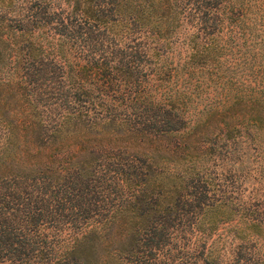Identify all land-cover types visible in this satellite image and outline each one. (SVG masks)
Wrapping results in <instances>:
<instances>
[{"label":"trees","instance_id":"trees-1","mask_svg":"<svg viewBox=\"0 0 264 264\" xmlns=\"http://www.w3.org/2000/svg\"><path fill=\"white\" fill-rule=\"evenodd\" d=\"M237 1L0 0V264H251L243 244L227 263L213 248L232 213L196 137L226 112L239 135L264 102L191 124L173 85L212 77L220 33L264 34V5ZM183 27L188 58L168 63Z\"/></svg>","mask_w":264,"mask_h":264},{"label":"rangeland","instance_id":"rangeland-1","mask_svg":"<svg viewBox=\"0 0 264 264\" xmlns=\"http://www.w3.org/2000/svg\"><path fill=\"white\" fill-rule=\"evenodd\" d=\"M241 1L247 2L238 0L236 3ZM248 1L254 6L264 5V0ZM179 33L165 60L177 65L188 58L191 50L190 31L183 27ZM220 34L222 56L212 77L207 70H195L193 77L185 83L184 75L178 69L180 73L173 80V85L180 86V99L185 103L191 124L205 120L213 109L227 106L236 98L257 97L264 102V34L253 39L247 36V39L229 38L225 31ZM231 114L226 112L219 121L211 119L209 126L198 134L196 142L199 145L203 140L208 142L197 147L212 151L211 154L207 150L197 152L199 159L195 164L207 168L208 196L224 201L221 210L225 215L232 213L231 222L219 220L213 226L216 232L211 239L215 238L213 248L220 255L221 263L229 262L234 247L243 244L245 257H249L251 264H260L264 259V116L258 125L248 130L241 126L239 135L234 136L227 128V124L235 120ZM222 121L224 129H219ZM212 131L216 133L212 134ZM198 148L195 150L199 151ZM216 214V211L210 212V220ZM243 215L256 216L257 226H251ZM98 249L103 253L102 247Z\"/></svg>","mask_w":264,"mask_h":264}]
</instances>
